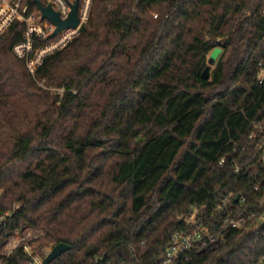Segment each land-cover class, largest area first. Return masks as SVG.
<instances>
[{
    "label": "trees",
    "instance_id": "trees-1",
    "mask_svg": "<svg viewBox=\"0 0 264 264\" xmlns=\"http://www.w3.org/2000/svg\"><path fill=\"white\" fill-rule=\"evenodd\" d=\"M22 33L0 39V246L33 227L42 257L70 245L51 264H161L198 208L216 239L181 264L261 260L264 0H93L35 76ZM0 258L32 260L23 243Z\"/></svg>",
    "mask_w": 264,
    "mask_h": 264
},
{
    "label": "built area",
    "instance_id": "built-area-1",
    "mask_svg": "<svg viewBox=\"0 0 264 264\" xmlns=\"http://www.w3.org/2000/svg\"><path fill=\"white\" fill-rule=\"evenodd\" d=\"M41 1L44 5H51L55 11L59 12L60 17L65 19L69 16L72 4L76 0ZM92 3L93 0H80L78 11L79 25L76 28L62 29L56 36L51 37L57 26L50 19L43 16L37 4V10H33L28 0H0V39L9 33L13 27L17 25L23 26V33L20 40L14 44L13 53L24 60L29 72L35 76L39 67L49 55L63 49L79 34L81 26L90 16ZM259 82H264V66L260 71ZM258 147L264 150V135L259 138ZM19 206L17 205L16 207ZM198 212L197 208L194 212L193 221L195 227L193 229L186 232L177 231L174 234L172 243L168 247L166 256L161 264H181L190 259L194 250L216 239V235L208 231L204 219L198 217ZM10 215V212L0 215V225ZM224 215L226 224L232 228H241L248 222L247 217H236L227 207L224 210ZM262 218L264 219V214ZM36 230V228L27 227L14 233H9L0 246V255L9 258L14 250L23 243L24 250L32 257L30 264H41L49 252L45 257L38 253L35 247V238L40 234H37ZM0 264L7 263L0 258ZM97 264H101L100 259L97 260ZM102 264L109 263L102 262ZM257 264H264V255Z\"/></svg>",
    "mask_w": 264,
    "mask_h": 264
},
{
    "label": "water",
    "instance_id": "water-1",
    "mask_svg": "<svg viewBox=\"0 0 264 264\" xmlns=\"http://www.w3.org/2000/svg\"><path fill=\"white\" fill-rule=\"evenodd\" d=\"M41 10L44 17L50 19L53 23L56 24V30L51 35V37L56 36L62 29L66 28H76L80 23L79 18V3L80 0H76L72 4V10L69 16L65 19L60 17L59 12L55 11L51 5H44L41 0H34ZM210 76V66H206L203 71L202 77L208 78ZM241 195L237 196L236 201L240 200ZM70 248V245L60 242L53 246L47 256L44 258L41 264H51L57 257H59L62 253L67 251Z\"/></svg>",
    "mask_w": 264,
    "mask_h": 264
},
{
    "label": "rangeland",
    "instance_id": "rangeland-1",
    "mask_svg": "<svg viewBox=\"0 0 264 264\" xmlns=\"http://www.w3.org/2000/svg\"><path fill=\"white\" fill-rule=\"evenodd\" d=\"M155 13H156V12H155ZM221 52H222V48H221V47H215V48L212 49V50L208 53V55H207L208 65L210 66V75L212 74L213 70H214L215 67H216L217 60H218V58H219ZM69 64H70V63H69ZM39 84H40L42 87L46 88V89H49V90H53V89H54V88H51V87L46 86V84H45L44 81L39 82ZM28 161H29V160H27L25 163L27 164ZM11 173H12V172H11ZM16 204H19V203H15V205H16ZM36 232H37V234H40V235L42 234V231H40V230H39V231L36 230Z\"/></svg>",
    "mask_w": 264,
    "mask_h": 264
}]
</instances>
